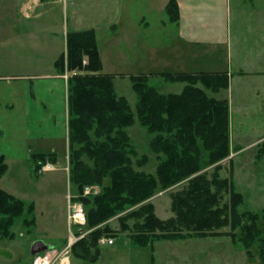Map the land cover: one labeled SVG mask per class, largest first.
<instances>
[{"label":"trees","instance_id":"1","mask_svg":"<svg viewBox=\"0 0 264 264\" xmlns=\"http://www.w3.org/2000/svg\"><path fill=\"white\" fill-rule=\"evenodd\" d=\"M164 10L170 21L177 20L175 0H168ZM55 66L61 74L71 72L67 79L68 177L78 189L75 199L89 207L85 210L90 231L72 245L74 256L95 260L100 237L126 232L139 247L159 239L227 235L248 257L256 243L258 256L264 261V238L256 224L264 218V206L258 211L239 212L242 194L230 178L219 173L222 166L218 162L230 153L229 106L226 99L210 97L204 89H226V72L158 74L164 81L184 82L178 94L159 92L148 82L149 75H130L136 95L133 112L127 99L116 94L112 75L100 73L94 29L67 32L65 52ZM134 113L150 136V150L158 155L154 173L133 166L136 151L126 128L134 124ZM263 155L264 141L256 157ZM30 158L35 173L46 161L56 160L52 153H32ZM146 160L142 155L136 163L142 166ZM209 166L211 170L206 169ZM6 170L5 157L0 154V176ZM90 185L101 186V191L91 198L82 196L83 188ZM176 185L180 187L169 194L172 216L161 219L147 200L157 188ZM225 193L228 200L223 199ZM32 210V203L26 204L0 187V236L11 238L14 219ZM119 212H124L119 216V227L101 225ZM23 223H33V219H23ZM226 227L230 230L221 231Z\"/></svg>","mask_w":264,"mask_h":264},{"label":"crops","instance_id":"2","mask_svg":"<svg viewBox=\"0 0 264 264\" xmlns=\"http://www.w3.org/2000/svg\"><path fill=\"white\" fill-rule=\"evenodd\" d=\"M175 1L178 18L171 22L166 15L159 20L150 15L155 9L165 14L168 0H0V83L4 84H0V137L5 130L22 127L25 153L54 154V168L64 156L68 167L67 81L55 61L65 52L69 31L94 29L100 73L112 75L118 96L126 98L116 90L117 79L129 80L131 74L156 79L162 72H226V89H204L215 99H226L216 95L229 90L234 77L243 79L247 88L250 82L258 84L260 94L264 88L262 10L250 11L254 14L248 21L235 20L232 0ZM240 2L246 1L237 0L238 6ZM235 23L246 29H234ZM163 82L172 84L159 90L166 94H178L185 86ZM229 132L230 159L264 139L261 135L237 142L231 127ZM0 154L6 159L3 151Z\"/></svg>","mask_w":264,"mask_h":264},{"label":"rangeland","instance_id":"3","mask_svg":"<svg viewBox=\"0 0 264 264\" xmlns=\"http://www.w3.org/2000/svg\"><path fill=\"white\" fill-rule=\"evenodd\" d=\"M245 1L244 4L240 2L238 6L237 0H232L235 20L241 17L248 21L254 14L250 11L255 8L262 10L259 16H264V0ZM150 15L157 20L166 18V13H161L159 9H155V13ZM156 27L158 34L159 22L156 23ZM244 28L246 29V25L242 28L236 23L234 25V29L243 31ZM157 38H159L158 35ZM62 74L67 81L68 78L65 75L67 74L68 77L71 72L64 70ZM129 80L127 78L117 79L116 90L126 96L134 112L136 95ZM163 81L161 76L156 79L148 76V82L155 85L158 91H164L165 87L169 89V86H172L171 83ZM248 86V88L245 86L243 79L234 77L230 89L221 90L216 95L218 98L228 99L230 103V127L237 137V142L239 138L250 142L264 135V88L260 89V94H258L256 88L258 84L250 82ZM134 119V124L126 128L136 151V156L132 158L133 166L135 169L141 167L140 170L154 173L158 155L150 150V136L137 122L135 113ZM10 131L5 130L4 135L0 137V151L6 154L7 164L6 172L0 176V187L22 199L26 204L32 203L33 210L32 212L25 211L20 217L14 219L10 227L13 234L11 238L0 236V264H32L30 245L34 241L42 240L49 247L56 249H61L66 244L68 239L67 195L70 194L77 198L79 193L77 187L69 181L64 156L61 157L54 170L37 174L33 172V162L30 156L25 153L26 146L22 142L25 132L22 127L13 128ZM263 141L262 138L255 145L245 148V151L233 157L234 159H230L228 155L224 158V163L218 162L222 166L219 171L220 176L230 178L235 190L243 196V202L238 206L239 212L258 211L264 206V155L256 157L258 146ZM237 144L235 143V146ZM142 155H146L147 160L143 166H139L136 160ZM107 183L108 180L105 178L103 184ZM85 187L90 188L89 193L86 194L89 198L101 191V186L98 185ZM179 187L176 185L166 190L157 188L154 195L147 200L154 204V211L159 218L166 219L172 216L169 194ZM83 190L82 196H84ZM223 199L228 200L227 193L223 194ZM88 208L85 206L86 210ZM123 213H117L101 225L107 223L114 228L119 227L118 219ZM23 219H33V223L24 224ZM243 222H246V219H243ZM256 224L261 229V236L264 238V218L257 219ZM223 230L230 229L229 227L221 228V231ZM235 232L237 233L238 230L236 229ZM258 250L259 247L255 243L250 248L251 257H248L245 250L233 243L227 235L186 237L177 240L159 239L145 247H139L133 244L126 232H119L114 237L113 244L99 246L95 260H83L71 252L67 254V258L69 264H264L258 256Z\"/></svg>","mask_w":264,"mask_h":264},{"label":"built area","instance_id":"4","mask_svg":"<svg viewBox=\"0 0 264 264\" xmlns=\"http://www.w3.org/2000/svg\"><path fill=\"white\" fill-rule=\"evenodd\" d=\"M65 77L68 78L67 74ZM54 169L53 163L46 161L37 169V173L41 174L45 171H51ZM89 189V187L84 188V196L89 193ZM66 223L68 231L66 244L61 249L48 246L46 250L32 255V264H62L65 260L64 258H67V254L71 252L72 245L90 231V229L86 227L87 216L83 203L80 200H76L75 196L70 194L67 195L66 200ZM113 243L114 237L105 235L98 240L99 245H111Z\"/></svg>","mask_w":264,"mask_h":264},{"label":"water","instance_id":"5","mask_svg":"<svg viewBox=\"0 0 264 264\" xmlns=\"http://www.w3.org/2000/svg\"><path fill=\"white\" fill-rule=\"evenodd\" d=\"M47 248H48V244H46L42 240L34 241L30 245V254L34 255L36 253H39V252H42V251L46 250Z\"/></svg>","mask_w":264,"mask_h":264},{"label":"bare ground","instance_id":"6","mask_svg":"<svg viewBox=\"0 0 264 264\" xmlns=\"http://www.w3.org/2000/svg\"><path fill=\"white\" fill-rule=\"evenodd\" d=\"M65 260L62 262V264H66V258H64ZM68 263V262H67Z\"/></svg>","mask_w":264,"mask_h":264}]
</instances>
